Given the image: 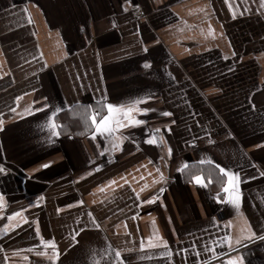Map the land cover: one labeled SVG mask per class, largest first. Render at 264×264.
I'll use <instances>...</instances> for the list:
<instances>
[{"label": "crops", "instance_id": "1", "mask_svg": "<svg viewBox=\"0 0 264 264\" xmlns=\"http://www.w3.org/2000/svg\"><path fill=\"white\" fill-rule=\"evenodd\" d=\"M133 101L143 124L73 135ZM0 121V264H53L49 239L55 264H264L260 0H0ZM201 161L238 211L178 171Z\"/></svg>", "mask_w": 264, "mask_h": 264}, {"label": "snow or ice", "instance_id": "2", "mask_svg": "<svg viewBox=\"0 0 264 264\" xmlns=\"http://www.w3.org/2000/svg\"><path fill=\"white\" fill-rule=\"evenodd\" d=\"M131 2V0H126V3ZM260 7L264 8V0H260ZM26 11V9H25ZM125 11H127V9H125ZM29 22H30V17H29ZM233 55H235V53H233ZM150 65L145 63L144 67L147 68ZM141 103V101H133L132 105L129 107H124L123 105H114L112 103H107L105 104L103 107L104 109H106V113H104L103 111H96L93 110L90 114H88L86 116V121H90L91 127L94 129L91 132V137L92 139H96L97 136H101L104 138L113 136L119 129L125 128L128 125H141L144 123L143 120L141 119H137L134 116V113L136 112H147L148 109L144 108V109H140L138 107H136L137 104ZM45 107H47V105H45ZM14 111V109H13ZM57 112H59V109H57L56 111L52 112V117H55L57 115ZM163 115L165 116H169L171 115V113L168 112H164ZM3 122L0 121V127H2ZM50 129L52 132L53 136H59L60 133L58 131V125L55 123V120L53 119L50 122ZM156 132H159V129L155 130ZM146 143L149 144H157V140L155 139V137L150 138L146 141ZM113 148H117L119 145L114 143ZM168 153L169 155L171 154V149H168ZM101 155H103V153H101ZM209 163L211 161H208ZM201 163H205V161H201ZM44 167H47V165H44ZM188 167L187 163H185L184 165H182L181 168H178V171H183ZM215 167L219 170V173L222 175V177L226 178L225 182L223 184V188L222 191L225 194L224 196V200L225 202H227L228 204L233 205L237 211L239 210V206H240V200L241 197L238 194V185H239V175L238 173L232 172L228 169H226L225 167H222L219 164H216ZM5 168L3 166H0V173L4 172ZM89 175L91 173H88ZM261 175H264V173H261ZM83 178V177H82ZM160 179L163 180L164 177L161 174ZM192 180L197 184V185H201L204 187H207V183L205 182V179L201 176V175H194L192 176ZM110 183H114V181L110 182ZM125 183H127V181H125ZM208 183H211V180H208ZM163 189H161L162 191ZM217 199L219 200L220 197L217 196ZM3 201H4V197L2 195H0V209L3 208ZM149 203H151L152 201L149 200L147 201ZM80 203L82 204L83 201H80ZM0 215H2V213H0ZM19 216V213H12L10 215L7 216V220L9 222L13 221V218ZM18 224H5L3 225L4 230L7 231L9 228H15L17 227ZM37 234L39 235V230L37 229ZM253 237L260 239V240H264V236H260L258 235L256 232L252 231L249 228V235L245 237V239H249L251 240ZM159 240V238H157ZM236 243L239 244L241 243L240 239L236 240ZM164 247L167 248V242L164 241L163 242ZM228 245L229 247H231V237H229L228 239ZM44 246L45 247H50L52 250V261L53 264H55V261L58 259V250H57V246L55 244V242L51 239L47 240L44 242ZM145 247L144 244H141V249H143ZM148 247H159V244H153L150 243L148 245ZM186 251V250H184ZM39 255H44V253H38ZM170 253L168 252H163L161 253V255H169ZM116 257L118 258V262L119 264H123V260L121 257V253L119 251H117L115 253ZM198 255V254H197ZM96 264H99V262H96ZM227 264H243V258L236 256L235 258H230L227 260Z\"/></svg>", "mask_w": 264, "mask_h": 264}, {"label": "trees", "instance_id": "3", "mask_svg": "<svg viewBox=\"0 0 264 264\" xmlns=\"http://www.w3.org/2000/svg\"><path fill=\"white\" fill-rule=\"evenodd\" d=\"M65 124L68 129L72 131V124H70L69 122H66ZM80 125L81 129L79 130V134H76V131H73V135L81 137L91 132V124H89L87 121L85 123L84 121H81ZM182 172H184V179L189 182L191 181L193 174L201 175L207 183L209 194L218 193L223 186L224 177H222L218 169H216L213 165L209 163H191V165H188V167ZM209 179L211 180V183H208Z\"/></svg>", "mask_w": 264, "mask_h": 264}]
</instances>
